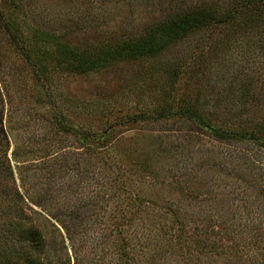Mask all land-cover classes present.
Returning <instances> with one entry per match:
<instances>
[{
	"label": "trees",
	"instance_id": "obj_1",
	"mask_svg": "<svg viewBox=\"0 0 264 264\" xmlns=\"http://www.w3.org/2000/svg\"><path fill=\"white\" fill-rule=\"evenodd\" d=\"M92 1L98 9L108 0ZM112 1L133 7V0ZM30 4L0 0V70L29 79L23 83L36 92L35 105L45 109L40 135L22 136L17 131L24 122L4 113L13 81L1 84L0 264H79V247L92 243L77 239L81 213L101 198L104 206L114 207L97 240L102 246L88 251L96 260L110 254L109 264H264V0H140L137 4L160 16L139 30L75 42L36 23ZM186 40L191 42L187 57L163 58ZM120 63L138 64L146 75L161 77L153 102L98 107L88 114L95 122L89 126L60 109L56 95L63 75ZM174 120L180 129H153ZM69 136L81 158L75 161L80 176L90 175L85 188L91 193L78 190L79 181L64 194L49 185L65 169L60 142ZM203 137L225 145L230 151L222 156L228 162L217 152L202 163L193 161L195 152L203 151ZM217 165L226 166L221 175L235 180L243 204L227 195L216 200L217 185L200 177ZM169 181L178 183L195 209L182 207V199L160 202L133 190ZM19 184L39 210L25 202ZM226 203L228 215L221 213Z\"/></svg>",
	"mask_w": 264,
	"mask_h": 264
},
{
	"label": "rangeland",
	"instance_id": "obj_2",
	"mask_svg": "<svg viewBox=\"0 0 264 264\" xmlns=\"http://www.w3.org/2000/svg\"><path fill=\"white\" fill-rule=\"evenodd\" d=\"M27 1L28 4L31 3L27 10L33 14V18L36 15L35 19L37 21L34 19L36 23L45 26V28L49 30H56L58 33L67 35L66 38L73 42L80 41L88 37L101 36L104 38L110 35H117L129 29L139 30L143 27V25H145V23H148V21L154 20L156 17L160 16V12L158 10L148 11L142 4H137L140 0H133L132 8H128L127 6L120 7L119 5L113 3L112 0H108L103 5H100L98 9H96V7L91 3L93 2L92 0ZM84 10H88V13H86L88 20L84 22V25H82L80 24V20L81 18L84 20ZM190 47L191 42L186 40L183 44L176 45L169 49L163 58L165 60H172L180 56L187 57L190 52ZM240 57L243 60L246 59L244 54ZM5 62L7 64H5L3 68H6L11 63L10 59ZM15 64L20 63L15 62L14 65ZM9 70L10 69L8 68L0 70V86L6 80L7 82L10 80L14 82L9 83V98H6L5 95L4 113L9 110L15 118H18L15 119L17 124L24 122L22 124H25L26 127H23V129L17 131V133L23 132V134H21L22 136H27L31 139L35 136L36 139V136L40 135L43 130L42 126L44 125V121L41 119V115H43L45 109L38 108L35 105L33 95L36 92L34 91V93L32 88L29 87L27 83H23L24 80L29 79L16 80V76L9 73ZM145 70L146 69L140 67L138 64L120 63L89 74H65L58 79V82L60 83L58 85L61 89L57 91V103L61 106L60 109L66 112L72 119L82 122L87 126L90 125L89 123L95 124V122L91 120V116L88 114L97 112L98 107H102L104 105L105 107H110V105H114L118 107L132 106L133 108H139L144 103L150 104L156 99V94L153 89L156 81L161 80V77L157 74L150 73L146 75ZM15 74L17 76L25 75L24 72H17ZM1 88L2 86L0 89ZM21 89L23 90L21 91ZM152 126L154 130L155 128H170V130H175L181 128V122H178L177 120L169 121L167 122V127H161L159 124ZM132 133V131H126L124 135L127 136ZM21 135L19 134V137ZM9 139L14 141L12 136H9ZM201 141L202 145L200 149L203 151L195 152L193 161L198 164L202 163L204 162L203 160L209 158L212 153L217 152V154L221 156V161L224 163L228 162V159L222 156L230 151L227 147H225V145L218 143L215 144V142H212V140L206 137H203ZM192 143H194V141H192ZM12 145L10 146V150ZM60 146L63 147L61 149L63 154L60 156V159L62 160V164L65 169L60 168L57 174L55 173L53 175V178L49 181L50 187L53 188L54 192L56 191V188L58 190L61 189V191L56 194H64L63 192L67 191L68 186L79 181L76 183V188L85 194L91 193L89 189L87 190V188H85L86 181H88V183L90 181L89 173L85 177L80 176L81 174L79 173V170H81V168L75 163L77 158L79 161H81V158L78 155L74 137L69 136L63 140V142H60ZM212 146L215 148V151L210 150L212 149ZM206 153L209 155L207 154V156ZM223 167L225 168L226 166H214V172H201L202 175H200V177H203L205 181H210L211 184L214 183L217 185V189L215 191H217L219 195L216 197V200L225 198L224 196L227 195L228 197H237L236 202L243 204V197H241L242 194L237 189L238 187H236V182H234L235 180L231 178V176H227L225 174L221 175V168ZM215 169L220 170V174ZM40 172L46 174L45 168H40ZM28 173L29 170L26 169V174L29 176ZM47 176H49V173ZM81 178L85 180V182H83ZM29 179L32 180V177L29 176L27 179L28 187L30 189L33 188V186H29V183L31 182ZM177 184L176 187L172 182L165 184L158 183L156 186L140 184L133 187V190H137L141 194H147L160 202H163V200H169L170 203H177L179 199H182V207L189 210L195 209L194 204L185 198L186 194H181L182 191L177 187ZM18 189L24 194L25 202L27 204H30L37 210L40 209L38 206L29 201L28 196L23 192V188L20 184ZM37 195L38 198L43 196L41 193H37ZM73 199H75V196H73ZM103 201L104 200L101 198L99 201L94 202L95 204L90 202L83 207V212L81 213L83 215L81 219L84 220L81 225L82 229L79 232H74L77 233L76 236L78 240L89 238L88 242L92 243L87 244L86 246L84 245L83 248L79 247L81 256L79 264H109V260L111 258L110 254L96 260L93 258L94 255L88 252L89 249L92 250L93 247L98 246L100 249L102 246L99 245L97 240H99L98 238L102 236V233L106 232L103 226L106 224L107 215L111 213V210L114 207L112 202L109 203L110 206H104ZM226 206L227 203L221 209V213L228 215ZM25 207H27V205H25ZM61 209L63 208L61 207ZM224 211H226V213ZM100 228L104 229V231ZM84 247L86 248L84 249ZM258 260H260V257L256 255L255 262Z\"/></svg>",
	"mask_w": 264,
	"mask_h": 264
}]
</instances>
